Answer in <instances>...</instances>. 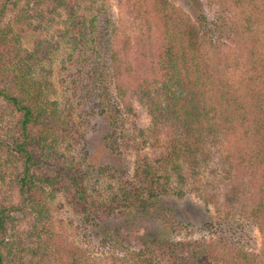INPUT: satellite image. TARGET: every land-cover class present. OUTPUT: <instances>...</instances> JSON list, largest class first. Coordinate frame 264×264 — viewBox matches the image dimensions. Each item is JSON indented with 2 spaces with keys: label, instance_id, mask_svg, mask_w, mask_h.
<instances>
[{
  "label": "trees",
  "instance_id": "16d2710c",
  "mask_svg": "<svg viewBox=\"0 0 264 264\" xmlns=\"http://www.w3.org/2000/svg\"><path fill=\"white\" fill-rule=\"evenodd\" d=\"M228 1L224 16L201 0H116L140 67L125 86L106 0H0V264H264V248L223 254L236 231L189 201L230 216L246 178L264 232V0ZM232 35L239 53L223 64ZM138 138L162 150L131 171Z\"/></svg>",
  "mask_w": 264,
  "mask_h": 264
},
{
  "label": "rangeland",
  "instance_id": "374dc122",
  "mask_svg": "<svg viewBox=\"0 0 264 264\" xmlns=\"http://www.w3.org/2000/svg\"><path fill=\"white\" fill-rule=\"evenodd\" d=\"M201 1L203 2L204 5H210L211 8L214 7V9L217 10L218 12L221 11L224 16L230 15V12H229L230 6H229L228 0H201ZM106 3H107L106 5L108 6L109 10L113 12V14L115 15L116 19L120 20V22L117 23L118 24L117 28H119V30L122 31V33L119 32L120 36L119 35L115 36V39H114L115 42L113 43L114 49L118 51V59H119L115 63V67H119L122 71V77H120V79H122L123 85L130 86L132 85L130 83H133V82H132V79L127 76V74L125 75L126 68L134 67V69L135 70L137 69V71H139L138 68L140 69V67L135 66L136 64L133 60V57H134L133 51L135 49L134 43L130 44V43L123 42L125 35H132L131 29H133L132 28L133 24L130 23L128 21V18H126V16L119 10L116 4V0H106ZM124 18L126 19L124 20ZM30 38L31 37H27V39L25 40L26 45L31 44V42L29 41ZM236 41L237 39L234 40L233 35H232L229 37L228 36L223 37L222 41L220 42L222 46L219 50L221 54V58L219 59L223 62V64L226 58L231 59L232 56L239 53V49H238V46L236 45L237 44ZM60 65H61L60 62L56 64L57 74L59 72ZM59 79H60V76L56 75L54 77V83L57 89V98H60V100L62 101L63 96H62L61 88L59 85L60 83ZM117 79L118 78H116V81ZM131 121H134V120L131 118ZM147 125H148V119L146 118V116L145 115L140 116V118H138L136 122L134 121V125L129 126L130 129H128L127 137H130L129 139H131L132 137H135L136 131H133L132 129L133 127L141 129V128H146ZM96 134L97 133L95 132L92 133L91 139L93 140V143L91 145V148L92 149L95 148L96 153L101 154L100 147H99L100 141L99 139H97L98 136ZM142 140L143 138L136 139L138 144L133 145V142H132V145L125 150L126 159L131 164V171L135 169V163L137 159H139L140 157L148 158V157L156 156L160 153V150H162V149H152L150 146H144L142 144ZM79 149L74 150L73 154L75 155V158L81 159V153H83V151H80ZM246 182L247 180L246 178H244L242 181V184L245 188V192L243 195H241V201L237 204H234V212L230 216H227L226 210H224L225 209L224 206H221L220 212L217 213V211H219L217 210V207H215V205L213 204H207L205 202L204 196H199V194H196V195L193 194L191 199H189L191 204L193 203L194 207H196L197 210L199 209L202 212H205L207 209L209 210L208 213L213 214L214 219L216 221L218 220L222 221L223 230H227V227L229 226V227H232L236 231V232H233V234L234 233L235 234L232 238L228 232H224L223 234V237L227 238L228 243L226 246H224V248L220 250L221 252H223V254H226V255L233 254L235 251V248H237V249H243L246 253L253 256L256 253L261 252L264 248V232L261 230V227H259L258 220L254 219L251 216L253 198L255 197L256 190L255 188L247 185ZM212 187L214 191L216 192L218 191V189L215 187L214 184L212 185ZM223 192L224 191L220 190L219 194L222 195ZM181 203L182 201H179V205ZM53 214H54V221L57 225L58 232L62 234L61 237L65 238L67 242H70V240L72 241L74 239L72 238V236H74V231L72 230L70 226V222L71 220L75 221V217L72 214V211L68 207L67 208L63 207L60 209H56L53 212ZM59 220H62L64 222L65 226L63 228L60 227V225L58 224ZM143 221L145 220L138 219V223L136 225L143 224ZM134 229L135 227L133 226L129 230L131 231ZM184 236H186V232H183V235L179 237L184 238ZM77 238L81 240L82 245L83 243L84 244L86 243V241L83 240L82 238L78 236ZM84 247L96 253V250L93 249L87 243L84 245ZM231 249H233V251Z\"/></svg>",
  "mask_w": 264,
  "mask_h": 264
}]
</instances>
